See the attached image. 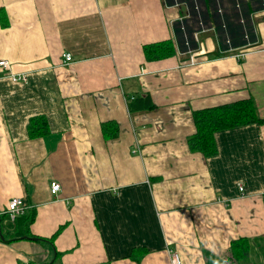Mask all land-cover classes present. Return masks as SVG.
<instances>
[{
	"label": "crops",
	"instance_id": "obj_1",
	"mask_svg": "<svg viewBox=\"0 0 264 264\" xmlns=\"http://www.w3.org/2000/svg\"><path fill=\"white\" fill-rule=\"evenodd\" d=\"M181 1L0 0L10 66L0 67V218L13 198L36 211L35 237L25 213L16 233L0 222V264H173V253L181 264H238L239 238L264 264V124L218 132L212 157L189 143L196 111L251 100L264 119L263 0H216L224 33L215 1L201 0L209 31L194 65L172 24L187 4L197 18L193 0ZM167 40L172 56L145 57V45ZM36 118L48 130L31 137Z\"/></svg>",
	"mask_w": 264,
	"mask_h": 264
},
{
	"label": "trees",
	"instance_id": "obj_2",
	"mask_svg": "<svg viewBox=\"0 0 264 264\" xmlns=\"http://www.w3.org/2000/svg\"><path fill=\"white\" fill-rule=\"evenodd\" d=\"M0 11H3L4 17H6L5 11L3 9H0ZM232 18H236L234 14ZM0 19L3 18L0 17ZM3 25L5 24L3 23ZM174 53L175 47L171 40L144 46V54L148 60L164 59L172 56ZM132 109L134 110L135 108ZM194 121L197 131L196 134L189 139L190 148L192 151L202 152L205 157H212L218 153L215 137L218 132L254 123L264 124V119L259 118L256 107L251 100H244L217 108L196 111L194 112ZM102 129L107 139H114L119 135V127L115 121L103 123ZM47 130L48 124L42 118L32 119L28 126L31 137L42 135ZM35 218L36 211L34 209H29V211L25 212L23 223L25 235L35 237L31 233V225L35 221ZM63 228L64 226L48 240L52 242ZM230 251L232 258L238 262V264H251L249 259V256H251V241L248 238H239L233 241ZM61 254L62 253L57 252V259Z\"/></svg>",
	"mask_w": 264,
	"mask_h": 264
},
{
	"label": "built area",
	"instance_id": "obj_3",
	"mask_svg": "<svg viewBox=\"0 0 264 264\" xmlns=\"http://www.w3.org/2000/svg\"><path fill=\"white\" fill-rule=\"evenodd\" d=\"M219 1V0H217ZM165 5L167 7H181L184 6L186 4V2L181 1V0H164ZM239 7V5H238ZM262 7L264 8V2L262 3ZM218 9V14L219 17L222 19V9L217 8ZM187 12L183 15H179L178 18H176L175 21H172L173 27L178 26L177 28V33L180 32L183 34L184 38H185V42H184V50L182 51L181 49V54H185V52L191 54V56H193L195 53H198L201 50V37L200 34L202 32H207L209 31V28H201V29H197L193 32L192 36L189 37L186 33V27L184 28H180L179 24L183 25L184 22L188 21L191 18V9H189L188 4H187ZM193 10L196 14H198L199 17L202 16L203 14V10H202V4H201V0H199V4H194ZM223 20V19H222ZM207 22V20H206ZM225 27V26H224ZM249 36L246 35L245 39L248 40ZM250 44L249 45H255V43H257V40L252 42V41H248ZM249 45H247V47H250ZM229 49L233 50V44L232 42L229 43ZM73 61V57L71 53H65L64 54V62L65 64H70ZM195 60L191 59L189 64L194 65L195 64ZM0 67L3 68L6 71H10V66H9V62L6 60L0 61ZM9 77L11 78V80L13 82H19V81H23L26 82L27 81V76L26 74H13V73H9ZM61 190V185L58 182H52L51 183V193L56 195L58 192H60ZM27 207L25 205V203L23 202L22 198H13L9 201L8 203V207L6 209V211H2L3 214H9L12 220H16L18 216L23 215L26 211ZM172 263L173 264H181L180 258L178 256L177 253H173L172 255Z\"/></svg>",
	"mask_w": 264,
	"mask_h": 264
},
{
	"label": "rangeland",
	"instance_id": "obj_4",
	"mask_svg": "<svg viewBox=\"0 0 264 264\" xmlns=\"http://www.w3.org/2000/svg\"><path fill=\"white\" fill-rule=\"evenodd\" d=\"M215 5L218 8V4L216 3ZM240 8L242 10V7L241 6H240ZM217 14H218V11H217ZM223 17H224V20H222L219 16H217V18H216V21L218 22V28L220 29V31L222 33L225 32V28H223L224 23L227 24V25H229L228 24V21L225 19V14L223 15ZM189 20H191V18ZM196 22L199 23L200 25H202V21L201 20L198 19V20H196ZM188 25L190 26L189 29H188V36L191 37L192 34H193V30L191 28H193L195 26V24H193L192 22H190ZM194 28H195V30H197L198 29V26H196ZM179 33H181L180 30H179ZM182 36H183V34H182ZM183 42H185V39H184ZM192 59H194V56H193ZM0 219H2V220H0V222L2 223V226L5 229V231L9 228V229H14L13 233H16L15 232L16 231V227H17L16 226V223H18L20 221V217H17L16 220H12L11 217H10V215L9 214H6V216H4V217H2Z\"/></svg>",
	"mask_w": 264,
	"mask_h": 264
},
{
	"label": "bare ground",
	"instance_id": "obj_5",
	"mask_svg": "<svg viewBox=\"0 0 264 264\" xmlns=\"http://www.w3.org/2000/svg\"><path fill=\"white\" fill-rule=\"evenodd\" d=\"M215 1V3H216V0H214ZM193 2H194V4H199V0H193ZM263 2H264V0H263ZM262 2V3H263ZM218 4V8H220V9H222V12H224L225 11V7H223L221 4H220V2L219 3H217ZM238 6V5H237ZM240 6V5H239ZM192 10V9H191ZM191 16H192V18H191V20H188V21H186V22H184L183 23V25H181V24H179V26H180V28H184V27H186V33H187V35H188V24H189V22H192V23H194L195 24V26L194 27H196V26H198V29H201V28H207V22H206V15L203 13L202 14V16L201 17H199L198 16V14L196 15L197 16V18H195L194 19V14L191 12ZM219 16V15H218ZM201 20L202 21V25H200L199 23H197L196 22V20ZM240 24L241 25H243V26H245V28H247V26H246V21L245 20H241L240 21ZM225 26V27H224ZM224 26H223V28H225V31L226 32H228V30H227V26H226V24L224 23ZM219 29V28H218ZM246 35H248L249 37V39L248 40H246L245 39V37H244V39L246 40V41H250L251 40V36H250V34H249V32H246L245 33V36ZM231 42V39H230V36L228 35L227 36V38H226V44L229 46V43Z\"/></svg>",
	"mask_w": 264,
	"mask_h": 264
},
{
	"label": "water",
	"instance_id": "obj_6",
	"mask_svg": "<svg viewBox=\"0 0 264 264\" xmlns=\"http://www.w3.org/2000/svg\"><path fill=\"white\" fill-rule=\"evenodd\" d=\"M26 238H27V236H26ZM29 239H32V240H39L38 238H30V237H28Z\"/></svg>",
	"mask_w": 264,
	"mask_h": 264
}]
</instances>
